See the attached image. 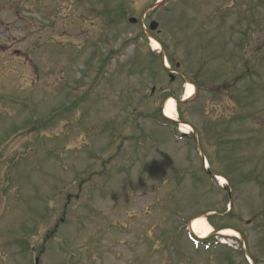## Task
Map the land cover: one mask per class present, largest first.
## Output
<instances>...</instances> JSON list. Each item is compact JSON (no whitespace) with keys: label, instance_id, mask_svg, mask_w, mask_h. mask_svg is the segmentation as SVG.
Returning <instances> with one entry per match:
<instances>
[{"label":"rangeland","instance_id":"374dc122","mask_svg":"<svg viewBox=\"0 0 264 264\" xmlns=\"http://www.w3.org/2000/svg\"><path fill=\"white\" fill-rule=\"evenodd\" d=\"M157 3L47 0L22 21L0 264H264V0Z\"/></svg>","mask_w":264,"mask_h":264},{"label":"flooded vegetation","instance_id":"af4514ba","mask_svg":"<svg viewBox=\"0 0 264 264\" xmlns=\"http://www.w3.org/2000/svg\"><path fill=\"white\" fill-rule=\"evenodd\" d=\"M46 1L47 0H0V123L6 116H11V113L17 116L16 114L20 111L19 104L21 101L20 97H18L20 94H18L19 89L15 84L20 78L22 71V21L34 20L38 11H42V9V13H45L46 11L44 10L47 8ZM55 1L57 3H63L67 0ZM39 3L41 4L39 5ZM155 31L159 32L158 28ZM8 33L12 34L11 38L7 35ZM24 47L27 48L26 45H24ZM32 52H36V50ZM32 61L33 63L31 62L30 67L34 64V60ZM173 80L174 78L172 81ZM7 112H9L8 115H6ZM27 113H29L30 117L35 115L31 107L28 108L25 114ZM29 124V126L32 127L30 122ZM1 181L2 176L0 178V186Z\"/></svg>","mask_w":264,"mask_h":264},{"label":"bare ground","instance_id":"6f19581e","mask_svg":"<svg viewBox=\"0 0 264 264\" xmlns=\"http://www.w3.org/2000/svg\"><path fill=\"white\" fill-rule=\"evenodd\" d=\"M151 46H152V49L155 51L160 49V45L152 39H151ZM194 93L195 91L193 90V86L191 84H187L184 99L192 98ZM163 114L171 120L177 119V110H176L174 99L170 98L166 101L164 105ZM181 128H188V127L186 125H181ZM216 178L220 180L221 182L225 183V180L222 177L217 176ZM191 232H193L199 238H206L213 231H212V226L204 218L201 217V218H195L192 220ZM221 233L224 235H230V236H236L238 234L233 230H223Z\"/></svg>","mask_w":264,"mask_h":264},{"label":"water","instance_id":"95a60500","mask_svg":"<svg viewBox=\"0 0 264 264\" xmlns=\"http://www.w3.org/2000/svg\"><path fill=\"white\" fill-rule=\"evenodd\" d=\"M129 21L132 22V23H134L136 20L134 18H131ZM156 27H157V23L151 22L150 29L151 30H154Z\"/></svg>","mask_w":264,"mask_h":264}]
</instances>
